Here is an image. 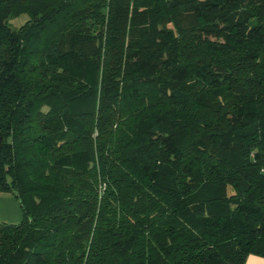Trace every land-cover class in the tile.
Here are the masks:
<instances>
[{"label": "trees", "instance_id": "trees-1", "mask_svg": "<svg viewBox=\"0 0 264 264\" xmlns=\"http://www.w3.org/2000/svg\"><path fill=\"white\" fill-rule=\"evenodd\" d=\"M0 192V264L264 256V0H0Z\"/></svg>", "mask_w": 264, "mask_h": 264}, {"label": "rangeland", "instance_id": "rangeland-1", "mask_svg": "<svg viewBox=\"0 0 264 264\" xmlns=\"http://www.w3.org/2000/svg\"><path fill=\"white\" fill-rule=\"evenodd\" d=\"M24 15L14 16L10 20L14 27L24 22ZM22 218L19 199L11 192H0V223L18 224Z\"/></svg>", "mask_w": 264, "mask_h": 264}, {"label": "crops", "instance_id": "crops-1", "mask_svg": "<svg viewBox=\"0 0 264 264\" xmlns=\"http://www.w3.org/2000/svg\"><path fill=\"white\" fill-rule=\"evenodd\" d=\"M243 264H264V256L259 254H249Z\"/></svg>", "mask_w": 264, "mask_h": 264}]
</instances>
